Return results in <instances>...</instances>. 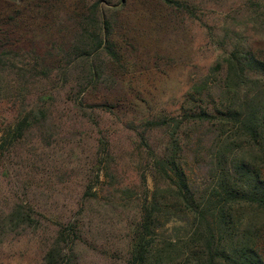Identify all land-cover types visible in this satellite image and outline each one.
I'll return each mask as SVG.
<instances>
[{
    "label": "rangeland",
    "instance_id": "1",
    "mask_svg": "<svg viewBox=\"0 0 264 264\" xmlns=\"http://www.w3.org/2000/svg\"><path fill=\"white\" fill-rule=\"evenodd\" d=\"M96 1L116 55L94 58L101 77L86 85L87 60L72 56L62 69L60 46L72 44ZM177 1L0 0L2 21L18 26L10 54L16 66L31 64L36 50L55 67L48 78L19 77L15 67L4 73L0 136L19 111L47 112L0 149V264H40L59 222L75 223L80 233L71 264H127L140 205L161 184L152 153L170 144L171 128L149 121L181 117L196 84L220 83L216 63L234 47L264 55V0ZM206 127L180 129L185 169L198 189L207 179ZM17 202L33 207L35 227L7 223ZM180 224L170 222L165 233L175 236Z\"/></svg>",
    "mask_w": 264,
    "mask_h": 264
},
{
    "label": "trees",
    "instance_id": "2",
    "mask_svg": "<svg viewBox=\"0 0 264 264\" xmlns=\"http://www.w3.org/2000/svg\"><path fill=\"white\" fill-rule=\"evenodd\" d=\"M97 4L80 22L72 44L60 46L67 58L62 69L72 56L87 60L86 85L101 77L94 58L105 52L116 55L109 18ZM17 27L0 15V95L9 89L4 73L12 67L21 71L19 77L28 72L48 78L55 69L36 50L31 64L16 66L10 54ZM221 67L220 83L205 78L193 87L190 105L182 109L181 117L149 121L171 128L170 144L163 152L152 153V168L161 184L140 205L127 264H264V55L236 46L216 63V69ZM16 96L21 104L23 93L19 90ZM46 112L44 106L19 111L15 124L0 136V149L21 138ZM204 126L210 141L202 158L207 179L198 189L185 169L180 129L193 133ZM33 212L31 205L17 202L7 214V223L13 230L35 227L38 220ZM172 221L182 223L175 227V236L164 229ZM58 224L40 264H71L80 233L75 223Z\"/></svg>",
    "mask_w": 264,
    "mask_h": 264
}]
</instances>
